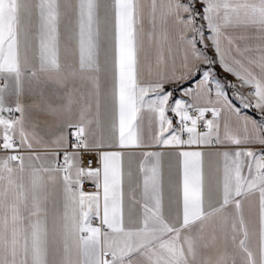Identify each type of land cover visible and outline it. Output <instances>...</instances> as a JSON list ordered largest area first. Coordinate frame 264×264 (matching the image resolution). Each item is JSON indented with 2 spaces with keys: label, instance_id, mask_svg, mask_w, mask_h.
<instances>
[{
  "label": "snow or ice",
  "instance_id": "obj_1",
  "mask_svg": "<svg viewBox=\"0 0 264 264\" xmlns=\"http://www.w3.org/2000/svg\"><path fill=\"white\" fill-rule=\"evenodd\" d=\"M0 264H264V0H0Z\"/></svg>",
  "mask_w": 264,
  "mask_h": 264
}]
</instances>
